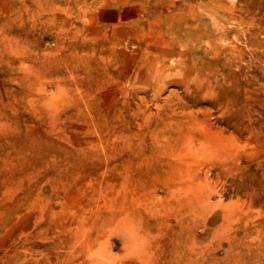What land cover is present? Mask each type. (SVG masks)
Wrapping results in <instances>:
<instances>
[{
	"label": "rangeland",
	"instance_id": "obj_1",
	"mask_svg": "<svg viewBox=\"0 0 264 264\" xmlns=\"http://www.w3.org/2000/svg\"><path fill=\"white\" fill-rule=\"evenodd\" d=\"M0 264H264V0H0Z\"/></svg>",
	"mask_w": 264,
	"mask_h": 264
}]
</instances>
